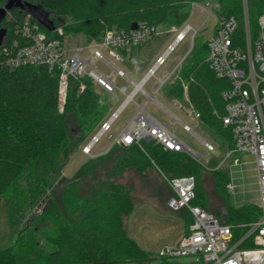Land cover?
Returning a JSON list of instances; mask_svg holds the SVG:
<instances>
[{"label": "trees", "instance_id": "obj_1", "mask_svg": "<svg viewBox=\"0 0 264 264\" xmlns=\"http://www.w3.org/2000/svg\"><path fill=\"white\" fill-rule=\"evenodd\" d=\"M5 1L0 0V6ZM35 1L68 17V21L62 24L65 34L71 30L74 35L82 33L92 40L100 38L113 27L129 29L134 22L152 26L164 23L181 26L190 15L189 9H184L186 4L198 0ZM220 2L227 12L224 16L235 15L242 26V0ZM248 7L251 24L255 28L259 15L264 11V0H248ZM10 12L12 17L7 14L2 23L8 31L6 42L13 39L16 25L25 16V12L19 9ZM4 44L0 47V60L6 55ZM205 57L204 53L195 55L184 69L186 76L193 73L196 79V82H190L189 96L195 109L200 111L201 118L222 133L231 146L233 140L229 129L213 113V106L220 113L224 112L221 91L229 84L215 76L204 63ZM85 82L86 88L80 91V81L71 80L65 109L60 112L58 77L52 76L47 67H0V200L11 194L22 208L39 202L51 181L62 171L71 152L84 141L108 103L101 101V95H108L99 86L91 79H85ZM182 88L178 81L169 88V92L182 97ZM150 169L157 171L166 182L170 178L194 176L197 196L193 203L212 213L210 194L204 185V176L211 174L213 191L221 197L226 208L225 218L213 214L224 223L251 222L260 215V208L254 203L236 207L229 202V168L208 169L187 152L164 149L155 141L144 140L140 144L115 147L97 164L66 184V191L73 190L78 194L82 181L91 174L98 176L83 196H76L75 210L65 215V220L59 224L54 249L39 261L33 259L28 245L24 250L0 248V264L149 263L154 257H150L127 230L124 217L134 211L136 204L123 178L132 171L147 176ZM174 212L181 216L185 231H188L192 222L189 210ZM244 230L236 228V235ZM162 259L174 264L170 261L172 259Z\"/></svg>", "mask_w": 264, "mask_h": 264}, {"label": "built area", "instance_id": "obj_2", "mask_svg": "<svg viewBox=\"0 0 264 264\" xmlns=\"http://www.w3.org/2000/svg\"><path fill=\"white\" fill-rule=\"evenodd\" d=\"M242 4L243 25L241 26L235 15L221 17L215 32L207 40L208 53L204 63L217 78L226 80L229 84L221 91L224 112L220 113L218 108L213 106V113L221 120L223 126L229 129L233 140V145L227 147L225 158L218 167L224 165L237 152L255 157L259 185L257 205L260 208V215L257 220L251 222L224 223L215 214L193 203L197 196L194 176L170 178L167 184L172 194L167 199V205L173 211L188 209L192 222L188 231L176 242L166 244L159 250L158 256L161 258L175 259L200 255L205 264H264V11L259 15L257 26L254 28L250 20L248 0H243ZM8 14L11 18L10 11ZM182 25L141 81L129 79L134 85L132 91L125 93L126 96L117 110L109 119L101 122L99 130L84 146L83 150L86 153L91 154L101 138L112 129L126 105L135 102L138 93L147 95L148 102L154 99V93L159 92L175 73L178 75L181 72L183 63L194 50L193 40L197 32L189 22ZM176 28L177 26H173L172 30ZM156 33L157 26L143 23H138L136 28L107 29L101 40L92 46L91 56L87 57L84 54V46L71 48L66 45L64 40L66 34L62 25L48 31L33 16L25 13L22 21L16 25L13 39L3 46L6 55L0 60V67L8 69L21 66L47 67L52 76L58 77V109L63 112L72 79L80 81V91L86 88L85 79H91L105 94L116 92L118 87L114 75L107 74L95 66L92 63L93 59L113 66L114 74L127 77L126 73L105 55L103 48L122 60L123 56L117 51L131 52L134 46L150 41ZM188 34L192 41L190 49L171 71L158 79L154 93L146 92L143 85L156 75L158 68L166 62V58ZM189 79L190 82H196L193 73L189 75ZM185 98L191 104L190 113L193 117L201 118L200 111L195 109L190 101L188 85H185ZM147 102L137 103L138 108L133 116L104 152L117 146L127 147L146 140L155 141L164 149L187 152L193 157H198L200 154L172 129L171 123H166L151 113L147 108ZM173 119H177V116L173 115ZM181 123L185 130L194 133L188 123L183 121ZM198 137L207 150L206 154L215 150L212 142ZM239 161V157H235L232 163ZM236 188L237 185L230 178L227 184L228 191L235 192ZM236 228L245 230L236 235Z\"/></svg>", "mask_w": 264, "mask_h": 264}, {"label": "rangeland", "instance_id": "obj_3", "mask_svg": "<svg viewBox=\"0 0 264 264\" xmlns=\"http://www.w3.org/2000/svg\"><path fill=\"white\" fill-rule=\"evenodd\" d=\"M184 9L190 11L186 21L191 23L197 30L193 40L194 50L183 63L181 72L178 75L175 73L159 92L154 93V87L158 79L171 71L178 63L179 58L183 57L190 49L192 41L190 34H188L166 58V62L158 68L156 75L143 85V88L149 94L154 93V99L147 102V108L151 113L164 122L171 123L172 129L200 154L198 157H194L195 159L208 169H216L225 158L227 147L232 145L229 146L228 140L224 138L222 133L211 128L203 118L193 117L190 113L191 104L185 98V85H188L190 89V74L186 76L184 69L188 67V62L195 55L204 53L207 56V40L215 32L218 20L227 12L225 13L220 0L190 1ZM182 26L171 30L173 26L170 23L158 25L156 35L150 41L134 46L131 52L117 51L123 56L122 60L112 56L108 49L103 48L102 50L116 67L124 70L135 81H140L157 55L165 50ZM67 32L64 37L66 45L71 48L84 46V53L87 57H90L91 52L88 42L95 45L97 41L101 40V37L89 40L82 33H78L81 35H74L71 30ZM93 64L105 73L114 75L118 87L116 92L108 96L101 95V101L109 104L107 103L105 110L101 113L99 119L95 121V125L88 131L84 141L71 152L70 158L65 163L62 171L51 181L49 189L43 194L39 202L29 208H22L14 201L11 194L2 197L0 200V248L12 247L24 250L30 246L32 249H30V254L33 259H39L40 261L43 256L56 247L59 224L65 220V215L75 210L76 196L78 194L83 196L98 176L91 174L82 181L83 185L79 187L78 194L75 191L72 192L73 190L66 191V184L97 164L101 158L108 155L115 148L104 152L113 138L133 116L138 104L147 99V95L142 92L138 93L135 96L136 103L130 102L127 104L115 120L112 129L101 138L100 142L92 149L91 154L86 153L83 150L85 144L99 130L101 122L109 119L113 112L117 110L126 96L125 93H129L134 87L127 77L114 74L113 66L99 59H93ZM178 81L183 87L182 97H176L169 92V88ZM173 115L177 116V119H173ZM180 120L188 123L194 133L185 130ZM198 136L210 140L216 146V149L206 154L207 150ZM235 157H239L240 161L238 163H232ZM221 167L229 168L230 178L237 185L235 192H229L227 189L229 202L236 207L250 203L257 205L259 185L255 157L251 154L237 152ZM123 182L130 187L136 204L134 211L128 217H124L128 233L150 254V257L154 258L149 263L132 261L120 264H170L169 261L165 262L159 257L158 252L164 245L174 243L178 239L184 232L185 224L181 216L167 205V199L171 194L167 182L154 169H150L147 176H140L133 171L128 172L124 175ZM204 185L210 194L212 213L225 218L226 208L221 197L213 191L211 174L206 173L204 176ZM170 261H173L174 264H205L200 255L183 256Z\"/></svg>", "mask_w": 264, "mask_h": 264}, {"label": "water", "instance_id": "obj_4", "mask_svg": "<svg viewBox=\"0 0 264 264\" xmlns=\"http://www.w3.org/2000/svg\"><path fill=\"white\" fill-rule=\"evenodd\" d=\"M19 9L33 16L47 30L53 31L58 25H62L68 21V17L58 14L52 9L42 5L35 0H6L0 6V47L6 42L8 31L2 25L9 11ZM138 24L134 22L132 28H136Z\"/></svg>", "mask_w": 264, "mask_h": 264}, {"label": "crops", "instance_id": "obj_5", "mask_svg": "<svg viewBox=\"0 0 264 264\" xmlns=\"http://www.w3.org/2000/svg\"><path fill=\"white\" fill-rule=\"evenodd\" d=\"M187 19H188V18H187ZM187 19H186V20H187ZM186 20H185V21H186ZM186 22H187V21H186ZM186 22H184V23H186ZM184 23H183V24H184ZM177 27H179V26H177ZM171 30H172V29H171ZM78 35H81V34H78ZM64 40H65V39H64ZM65 43H66V40H65ZM88 43H89V46L91 47V52H90V56H91V53H92V46H93V44H92L91 42H88ZM169 43H170V42H169ZM169 43H168V44H169ZM167 46H168V45H167ZM68 47H69V46H68ZM84 54H85V53H84ZM159 55H160V54H159ZM157 57H158V55H157ZM157 57H156V58H157ZM156 58H155V60H156ZM181 58H182V57H180L178 61H180ZM155 60H154V61H155ZM92 63H93V60H92ZM153 63H154V62H153ZM152 65H153V64H152ZM152 65H151V66H152ZM151 66H150V67H151ZM150 67H149V68H150ZM149 68H148V69H149ZM148 69H147V71H148ZM123 71H124V70H123ZM147 71H146V72H147ZM124 72H125V71H124ZM146 72H145V73H146ZM125 73H126V72H125ZM145 73H144V75H145ZM126 75H127V73H126ZM144 75H143V76H144ZM143 76L141 77V79L143 78ZM127 78L130 79V80L135 81L133 78L129 77L128 75H127ZM140 81H141V80H140ZM135 82H139V81H135ZM146 102H147V99H146L143 103H140V104H144V103H146ZM136 110H137V109H136ZM136 110H135V111H136ZM135 111L133 112V114L135 113ZM206 140H207V139H206ZM208 141H210V140H208ZM210 142H211V141H210ZM215 149H216V146H215ZM185 232H186V231H185V229H184V232H183V233H185ZM183 233H182V234H183ZM182 234L178 237V239L182 236ZM178 239H176L175 242H176Z\"/></svg>", "mask_w": 264, "mask_h": 264}]
</instances>
